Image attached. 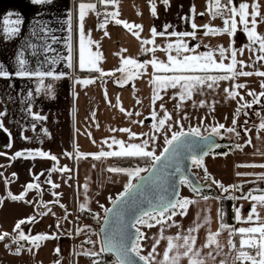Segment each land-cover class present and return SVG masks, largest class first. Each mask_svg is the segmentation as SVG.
Returning a JSON list of instances; mask_svg holds the SVG:
<instances>
[{"label":"crops","instance_id":"0c3cea01","mask_svg":"<svg viewBox=\"0 0 264 264\" xmlns=\"http://www.w3.org/2000/svg\"><path fill=\"white\" fill-rule=\"evenodd\" d=\"M80 2L82 0H59V3L52 6L42 7L33 5L30 0H0V63H3L11 71L15 64V55L23 49L25 58L29 61V67L35 69L46 60V57L66 56V41L68 36L71 35L73 62L76 65L79 51L76 17L78 15L77 6ZM84 2L97 3V8L99 7L105 12H119L117 19L142 27L140 29L133 28L129 31L123 24H116L114 20H109L106 27L101 29L96 13L89 12L85 19V39L87 41L91 38L97 42L98 48L97 44H94L91 50L93 53L98 50L102 54V60L98 62V66L104 72H112L114 75L100 77L96 72L80 71L75 66L69 69L63 61L57 65L45 63L41 70L46 71L49 68H55L57 72L68 73L67 76L58 81L46 78L45 83H53L54 85V98L43 92L35 94L34 89L38 85L35 78L31 80L16 77L11 80L0 78V112H6V115L0 119L3 120L4 128L11 133L12 142V147L10 149L6 148L5 145L9 142V137L4 130H0V152L6 153V155H0V165L4 166L0 167V173H3V176H0V201H2L0 203V234L5 232L9 234L3 241H0V264H55L57 260L60 261V264H92L86 257L76 255V253L81 252L78 251V247L81 249L84 247L83 244L78 243L79 240L92 233L94 227H96L94 231H98L105 209L117 197L113 189L119 186V173L109 172L108 169L111 167L135 168L137 166L122 167L116 165L114 157L96 160L88 155L77 158L76 150L78 148V151L83 154H98L102 150H114L118 146L109 148L108 144L104 143L105 140H108L110 144L112 137L127 144L140 143L143 139L155 136L156 139L154 142L150 141L148 150L154 149L157 155L166 146L164 143L165 134H162L160 140L157 141V132L153 128L155 121L151 118V112L155 110L158 118L161 117L163 110L160 109V104L165 105L166 96L171 94V89H168L167 92H161L160 95L163 96V99L158 100L153 105L151 97L154 89L150 83L153 69L150 65L146 70H141L144 72L142 76L130 81L123 79L124 73L116 71V69L124 67L122 64L124 58H133L141 63L152 58L166 62L167 53L161 49L167 48L168 43H174L177 38L171 36L152 37L150 31L152 27H155L159 32L163 31L165 24H170L173 27L168 30L169 32L193 31L191 23L194 21L198 26H201L196 30V37H185L184 40L190 48L195 50V53L217 49L218 46H223L225 49L245 48L247 44L246 35L242 32L243 26L239 23L234 36H229L226 33L204 35L206 31L202 27L204 24L223 28V19L227 18L226 16L212 18L208 11L209 0H170V7L167 9L163 0H117L116 5L109 4L107 6L100 4L98 0H84ZM240 2L251 4L254 0H232L230 7L238 8ZM153 3L157 11L155 17L151 13ZM258 3L260 5L259 11L264 16V0H258ZM193 6L195 14L190 11ZM68 11L74 13L71 33L67 31V25L62 23L66 19ZM212 11L214 12L215 8ZM251 11L250 7L249 12L251 13ZM225 12H227V8ZM9 13L19 14L24 20L20 35L12 38L5 37L3 32L5 27L3 21ZM199 13H205V15L200 16ZM183 16H191L193 19L185 23L181 19ZM38 18H42L49 24L53 29L52 35H55L58 39L57 43L52 44V48L55 49L54 52L44 54L42 51L45 39L48 40V43H51L50 38L41 39L40 36L32 35L33 25ZM236 19L239 21L238 16ZM257 19V34H264V22H259V17ZM105 32L107 35H105ZM133 32H139V38L133 35ZM145 39H153L155 43L144 45L142 41ZM26 41L37 45L38 54L36 56H32V49L25 47ZM153 47L157 48L155 53L144 51L145 48ZM172 54L175 55L174 52ZM257 55H260L258 51L249 52L245 48L243 55L238 54L237 59H242L247 64L252 65L246 67L244 69L246 71H264V61L256 62ZM216 59L219 60L218 52ZM224 63H230V59L224 60ZM133 71H135L134 68ZM211 74L223 73L213 72ZM74 77L77 79L92 78L95 83L84 86L75 83ZM118 81H122L123 86ZM262 82H264V77L253 75L251 77H238L235 80L220 81L218 86L214 87H226L232 90L235 83H244L247 87L239 90H242L241 93L245 94L253 86L260 87L261 92ZM29 90H33L34 93L31 99L32 111L46 116V120L35 122L26 111L29 107V104L26 103ZM137 100L140 101L139 104H137ZM121 107L125 110L124 112H121ZM126 112H132L133 116L128 117L125 114ZM93 113H95V116H93ZM135 113H140V115H135ZM133 120L143 121V123H133ZM33 123H36L35 131L32 130ZM125 127L137 133V138L130 140L128 133L112 131V129ZM42 129H47L48 135H45ZM142 133L148 135H139ZM22 135L29 139H22ZM245 135H248V133H245ZM247 146L248 143L229 153L234 164L251 163L248 158L251 156V149ZM26 149L43 150L55 155L57 161L45 158L35 160L20 158L15 162L9 160V157L15 152ZM66 153H72V156L69 157ZM260 155H262L260 164H264V154ZM54 166H67L71 171L49 173L48 169ZM41 172H44L45 175L40 176L39 181H33V174L38 175ZM12 173H17L18 176L12 177ZM261 173H264V168H259L257 176L252 177L250 176L252 174L249 173L250 175H246L247 178H245L247 180L243 181L242 184L259 179ZM49 177L52 182L59 185L58 188L53 189L50 184L45 183ZM6 179L8 180L7 184ZM28 182H38L41 185L39 191L29 190L27 192L25 201H31V203L13 201L9 198V192L19 195L25 191ZM260 183V186L250 187L242 194H246L250 189L264 188L262 186L264 181L260 180ZM53 193L59 195L54 196ZM242 194L233 193L232 195L240 196ZM57 199L60 204L65 206L64 208H61L59 204L50 203ZM82 203L85 204L83 211L80 209ZM234 203L237 206H243L242 215L246 217L251 207L249 200L241 199L233 201ZM43 204H47L48 207L44 208ZM101 205H103V208ZM214 207L217 215L213 233L220 232L218 240L221 242V236L229 235V232L226 231L225 234H222L223 232L219 227V200L216 201ZM44 212L48 214L41 215ZM260 212L264 216V209H261ZM33 216L36 217L34 222L21 226V230L26 235L55 233L60 236V239L41 241L39 248L33 247L27 241H21L19 244L13 243L14 238L18 235V232L14 231L15 224L20 219ZM57 222L62 226L60 229L56 228ZM232 225H236V227L249 226L248 224H236L234 218ZM78 227L85 228V231L80 235H76L75 232ZM233 238L237 247H239V237L233 236ZM207 242L206 239L201 246H204ZM165 243L167 244V241ZM6 245L8 247H5ZM222 246L223 254L221 256L216 254L214 246L213 249L211 248L213 255L216 256V264H220L221 259L226 260L224 255L232 264V258L236 255L235 250H230L227 245ZM17 247L21 248L20 255L14 254ZM57 247L61 249L59 254L54 251ZM165 248L167 249V245H165ZM201 255L204 256V254ZM99 259L103 261V264H114V260L105 257ZM156 260L157 257L154 258V261ZM179 264H189L188 258L185 257L184 259L181 256Z\"/></svg>","mask_w":264,"mask_h":264},{"label":"snow or ice","instance_id":"6c2138e0","mask_svg":"<svg viewBox=\"0 0 264 264\" xmlns=\"http://www.w3.org/2000/svg\"><path fill=\"white\" fill-rule=\"evenodd\" d=\"M33 5L48 7L56 3L59 0H30ZM100 4L104 5H116L117 0H98ZM166 9L170 7V0H163ZM232 0H209L208 11L212 18L216 16L227 17L223 19V28L212 27L209 24H204L202 27L206 30L204 35H215V34H228L229 36H234L238 30V23L242 25V32L246 35L247 44L245 48L249 52L258 51L260 55L256 56V62L264 61V34H257V24L258 17L259 22H264V16H262L259 11L260 5L258 0H254L251 4L248 2H240L237 7H230ZM251 7L252 11L249 12ZM215 8L213 12L212 9ZM227 8V12L225 9ZM51 10V9H50ZM191 13L195 14L194 6L190 9ZM77 30L79 33V51H78V63L74 65L73 62V45L71 43L72 37L68 36L66 41V56H52L46 57V60L35 69L29 67V61L25 58L24 50H20L15 55V64L13 69L10 71L6 68L3 63H0V78L11 80L13 77L20 79H33L38 81L37 87L34 89L35 94L45 93L52 98L54 85L53 83H45L46 78H50L52 81H58L68 73L57 72L55 68H49L48 70H41L43 65H57L60 62H64L65 66L69 69L78 67L80 71L96 72L100 77L112 76V72H104L102 68L98 66V62L102 60V54L97 50L95 53L91 50V47L97 42L93 41L91 38L85 39V19L89 12H95L97 16L100 13L97 11V3L93 2H80L77 6ZM151 13L155 17L157 16V11L155 4H152ZM72 11L66 13V19L62 23L67 25V31L72 32L73 23ZM200 16L205 15V13H199ZM119 12L105 13L104 20L99 24L101 29H104L108 24L109 20H114L116 24H123V26L131 31L133 28L140 29L141 25L129 24L126 21H121L117 19ZM239 17L237 21L236 17ZM251 17V19H249ZM181 19L187 23L191 16H183ZM5 27L3 32L5 37L12 38L19 36L21 33V25H23L24 20L22 16L16 13H9L3 21ZM173 26L170 24H165L163 26V31H157L155 27L151 28L152 37L160 36H171L176 37L174 43H168L167 48H162L161 50L167 53L166 62L164 60H159L152 58L151 60L145 61L143 63L138 62L133 58H124L122 64L124 67L116 69L117 72L124 73V80H133L138 76L144 74L141 70H146L150 65L153 69L151 74L150 83L153 86V95L151 97V103L156 104L158 100H162L163 96L160 95L161 92H167L168 89H178L177 93L174 94L171 99L176 100L177 98L181 103L185 102L187 99H191L193 94L197 91H202L204 87L208 89H213L214 86H218L220 81L235 80L238 77H251L253 75L264 77V71H246V67L252 65L247 64L244 60L237 59L238 54L243 55L245 48H231L225 49L223 46H218L217 49H210L209 51L202 53H195L193 48H190L188 43L184 40L185 37L195 38L197 35L198 26L194 21L191 23V28L193 31H171L168 30ZM53 29L46 23L42 18L36 19L33 25L32 35L40 36L41 39L50 38L51 43L45 39L42 51L44 54L49 52H54L55 49L52 48V44L58 42L55 35H52ZM90 35V34H89ZM105 35L107 33L105 32ZM133 35L139 38V32H133ZM153 39H145L142 41L144 45L154 44ZM258 46V47H257ZM26 48L32 49V56H36L37 45L35 43L26 41ZM199 47V45H197ZM207 47V46H205ZM98 48V44H97ZM126 51V50H125ZM145 52L155 53L157 48H145ZM175 53L173 55L172 53ZM218 52L219 60L216 59ZM193 53V54H188ZM230 59V63L225 64L224 60ZM239 65V68H238ZM133 68L135 71H133ZM213 72L223 73V74H211ZM202 73V74H197ZM75 83L87 86L89 84L95 83L92 78L77 79L73 78ZM118 83L123 86L122 81ZM247 87L244 83H235L233 89H225L228 97L230 99H236L239 96L240 101H244V97L240 95L237 89H245ZM261 87L264 88V82L261 83ZM33 90L27 92V101L29 107L26 109L31 119L35 122L44 121L47 119L46 116L40 115L39 113L33 112L31 107V99L33 97ZM248 96L253 97L251 102L241 103L236 109L234 118L232 121V127H227L224 124H219L218 126H213L209 135H202L199 127H190L188 131L183 130V125L180 121H175L176 124L180 125V131H172L171 137L165 133L164 143L165 147L160 152L159 155L155 153V150H148L150 141L154 142L156 137L151 136L147 139H143L140 143H127L125 144L122 140H117L115 137L111 138V143L105 140L104 143L108 144L109 148L113 146H118L116 149L111 151H100L98 154H83L76 150V157L80 158L82 156L91 155L93 159L99 160L101 158L107 157H120V158H138L145 160L148 163V167H135V168H121V167H111L108 169L112 173H124L129 177V182L124 186V191L121 192L115 200L112 201L114 207L105 209V228L103 229V235L100 241V247L98 251L92 248L84 249L81 252L76 253V255H81L84 257L92 258V264H103V261L97 259L102 253H109L115 256L114 264H153L152 257L156 251V245L159 244V239L155 240L152 246V251L147 255H142V241L147 239L146 233L142 231V228L151 229L153 227L160 226L161 238H163V232L165 226H177L179 224L175 221L176 216L184 217L187 215L189 206L195 204L197 201L189 199L187 197H182L179 191L180 185H185L190 188V190L197 195H201V189L198 182H194L189 179L187 175L184 174V162L185 160H190L191 165L189 166L196 168H203L204 179L210 180L208 187L216 185L222 190L223 193L227 194L230 192H240L242 191L240 185H230L225 186L221 182L211 178L207 168L204 166V157L209 155L213 148L219 147L218 144L213 140V136H220L221 130H225L228 133H239L236 131L237 117L239 116L241 109L251 108L253 103L259 104L260 97H264V91L259 94L254 91H248ZM140 101L137 100V104ZM204 101L200 102V106L203 107ZM179 104L176 105L179 108ZM160 109L163 110L162 118H158L157 112L153 110L151 112V118L156 121L153 128L156 132L167 127L168 131H171L173 125L169 123L172 120L171 114L165 109L163 103L160 104ZM121 112L125 110L121 107ZM128 117H132V112L125 113ZM6 115V112H0V118ZM135 115H140V113H135ZM95 116V113H93ZM187 114L183 119H187ZM133 123H143V121H132ZM203 119H201V123ZM261 129H264V123L260 125ZM0 130H4L8 137L9 142L5 145L6 148L12 147L11 133L4 128L3 120L0 119ZM32 130H36V123L32 124ZM45 135H48L47 129H42ZM112 131H119L122 133H128L129 139H136L138 134L132 132L130 128H119L112 129ZM90 135V133H89ZM139 135L147 136V133H142ZM22 139L28 140L26 136H21ZM251 143V141H248ZM240 148V145H237ZM0 155H6L4 152H0ZM69 157L72 153H66ZM225 155H227L225 153ZM32 159L45 158L52 161H57V157L43 150H19L15 152L9 160L15 162L17 159ZM10 166V165H9ZM0 167H4L0 165ZM238 167H260L264 168V164H242ZM31 174V169L29 170ZM70 172L71 169L64 167H51L48 169L49 173L52 172ZM141 173H148V175H141ZM45 175L41 172L38 175L33 174V181H39L40 176ZM238 176L250 175L248 173H237ZM3 176V173H0ZM12 177H17V173H12ZM136 179L137 183H133L132 180ZM259 179L264 181V173H261ZM6 184L8 180L6 179ZM45 183L50 184L53 189L58 188L59 185L52 182L50 177L45 181ZM41 188L38 182H28L26 184L25 191L19 195H14L9 192V198L13 201H25V197L29 190L39 191ZM54 196H58V193H53ZM201 198L204 201L210 199L209 196L202 195ZM226 198L233 201H238L241 199L249 200L251 207L248 211L246 217L242 215L243 206H237L233 204L234 220L236 224H248L249 226L236 227V225H228L223 222L224 215L223 210H220L219 219L221 221L219 227L221 230H227L229 236L239 237V247H237L236 242L233 239H229L228 246L230 250H235L236 255L232 258V264H264V216L261 215L260 210L264 209V188H254L250 189L246 194L240 196L228 195ZM214 199H221L220 196L214 197ZM31 203V201H25ZM2 203V201H0ZM50 203L59 204L61 208L65 206L60 204L59 200H54ZM47 208V204L42 205ZM103 208V205H101ZM81 211L85 209V204L80 205ZM51 211V209H49ZM47 212L41 213V215H47ZM54 214V213H53ZM66 218V217H65ZM36 220V217H28L25 219H20L14 226V231L18 232V235L14 238L13 243L19 244L21 241L29 242L33 247L39 248L40 242L48 239H60V236L53 234H36V235H26L21 226L25 224H30ZM171 221V223H169ZM204 223H209L207 217L204 218ZM203 225L196 223L195 227H190L187 230L186 235H181L177 233L175 237H167V250L163 253V259L160 264H179L181 256L187 257L189 264H205V259L201 257L200 251L195 249L196 236L193 233L197 232ZM62 226L59 222L56 224V228L60 229ZM85 231V228L78 227L75 232L76 235H80ZM9 234L7 232L0 234V241H3ZM220 232L209 233L207 237V243L204 245L206 248H213L217 255L223 251V246L219 243L218 237ZM84 244L94 245L96 242L91 239H87L83 242ZM5 247H8L6 245ZM183 249V251H179ZM31 251V249H29ZM54 251L59 254L61 249L59 247L55 248ZM21 248L17 247L15 250V255H20ZM174 253V254H173ZM207 256L215 259L212 251L207 253ZM55 264H60L57 260ZM220 264H227L224 259L220 260Z\"/></svg>","mask_w":264,"mask_h":264},{"label":"rangeland","instance_id":"374dc122","mask_svg":"<svg viewBox=\"0 0 264 264\" xmlns=\"http://www.w3.org/2000/svg\"><path fill=\"white\" fill-rule=\"evenodd\" d=\"M226 87H214L213 89H208L204 87L202 94L200 91H197L193 94L191 99H187L185 102L181 103L179 99L176 100L171 99V97L177 93L178 89H171V94L166 96V103L165 109L168 111L169 114L172 116V120L169 121L173 125L171 131L165 129L157 132V141L160 140L162 134H167L168 137H171L172 131H180V125L176 124L175 121H180V124L183 125V130L188 131L190 127H199L202 135H206L211 132V128L213 126H218L219 124H224L227 127H232V121L234 118V114L236 113V109L240 106L241 103L244 102H251L253 97L248 96L247 93L242 94V90L237 89L240 92V95L244 97V101H240L239 96L236 99H230L225 92ZM254 91L255 93H260V87L253 86L249 89V91ZM264 91V88H262ZM204 101L203 107L200 106V102ZM260 103L255 104L253 103L251 108H243L239 116L236 118L237 123L235 125L236 131L240 134L241 131L238 127H242V130L248 135H244L240 139L237 138L236 133H228L227 131L221 130V135L219 137H225L226 139H232L235 143L234 146L226 151V154H217L214 152H210L209 155L204 157V166L207 168L208 173L211 178L221 182L225 186L230 185H240L242 191L240 192H230V193H223L220 188L216 185H212L210 188L216 190L219 194L223 196L232 195L233 193L242 194L243 192L247 191L248 188L253 186H260V180L256 179L253 181H249V183L242 184L243 181H246V175L238 176L237 173H251L250 176H257L259 174L260 167H238L237 164H234V161L231 159V154L235 150H237V145H246L248 141L249 149H251V153L248 158L251 162L250 164L259 165L260 158L264 154V129L260 130V125L264 123V97H260ZM179 104V108L176 105ZM187 114V119H183V117ZM163 113L160 118H162ZM201 119L203 122L201 123ZM156 123V121H155ZM243 124H246L243 126ZM252 130H250V129ZM261 132H260V131ZM260 132V133H259ZM251 159V160H250ZM249 164V163H248ZM139 167H148V166H139ZM192 171L197 177L199 181H204V170L203 168H196L192 167ZM143 174V173H141ZM80 179V178H79ZM134 180V179H133ZM132 180V182H133ZM119 186L115 187L113 190L117 196L124 191V186L129 182V177L124 173H119L118 177ZM210 181V180H209ZM210 184V182H209ZM208 184V185H209ZM246 188H243V187ZM264 187V184L262 185ZM244 190V191H243ZM111 192V191H110ZM181 196L187 197L194 201H197L195 204L189 206V210L186 216H176L174 219L179 224L177 226H165L163 232V238H161L160 234V226L153 227L151 229L142 228V231L146 233L147 239L142 241V255H147L149 252L152 251V246L155 243L156 239H159V244L156 245V251L152 257L153 264H160V261L163 259V253L167 250L165 248V241H167L168 236H176L177 233L181 235H186L187 230L190 227H195L196 223H200L203 226L199 228V230L193 235L196 236V244L195 249L200 251L201 255L205 259V264H216V256L215 259L212 257L207 256V253L211 251V248L205 249L204 246H201L204 241L207 239L209 233H213L215 229V217L217 215L215 211V203L218 201L217 199H213L214 197H210L209 200L204 201L201 198V195L194 194L188 186L181 185ZM116 198V197H115ZM207 217L209 223H204V218ZM171 223V221L169 222ZM96 227L92 228V233L88 234L86 237H83L79 240L78 243L83 244V248L81 249L78 247V251H83L84 249L92 248L95 251L99 250L100 247V237L98 231H94ZM99 228V227H98ZM227 230H222V234H225ZM87 239H91L96 243L94 245L84 244L83 242ZM229 239H233L229 235L225 234L221 236V245H227ZM227 242V243H226ZM226 243V244H225ZM179 251H183L180 249ZM226 253V252H225ZM103 254V253H102ZM174 254V253H173ZM206 254V255H205ZM223 254L220 253L219 256ZM97 257V259L100 258ZM157 257V263L154 261V258ZM227 264H230L229 259L226 255ZM88 261L92 262V258L86 257ZM185 259V257H184ZM115 261V259H114ZM186 262V260H185Z\"/></svg>","mask_w":264,"mask_h":264},{"label":"trees","instance_id":"16d2710c","mask_svg":"<svg viewBox=\"0 0 264 264\" xmlns=\"http://www.w3.org/2000/svg\"><path fill=\"white\" fill-rule=\"evenodd\" d=\"M87 74V73H86ZM246 124H243V126ZM241 131V133L239 135H237V138L240 139L241 137H243L245 135V131L242 130V127H238ZM234 142L232 144H228V145H221L217 148H215L213 151L214 153H224L227 150H229L234 146ZM114 163L116 165L122 166V167H134V166H148V163L145 160H141L138 158H120V157H114ZM136 179L133 180V182ZM202 195H206L209 197H217L220 196L221 199H219V215H220V210H223V215H224V219L223 222L228 224V225H232L233 224V218H234V214H233V200L226 198L227 196H223L221 194H219L216 190L210 188V187H206L205 189L201 190V196ZM220 221V219H219ZM221 223V221H220ZM100 257H105L106 259H110V260H114V258L111 255H105L100 254Z\"/></svg>","mask_w":264,"mask_h":264},{"label":"water","instance_id":"95a60500","mask_svg":"<svg viewBox=\"0 0 264 264\" xmlns=\"http://www.w3.org/2000/svg\"><path fill=\"white\" fill-rule=\"evenodd\" d=\"M223 131L224 130L222 129V132ZM209 134L210 133L206 134L205 136H207ZM213 140L219 146H221V145H228V144H232L233 143V140L232 139H229L228 140L225 137H219V136H213ZM214 149L215 148H213L211 151H213ZM190 165H191V161L190 160H185V162H184V174L187 175L189 177V179H192L194 182H198L201 190L205 189L208 186L209 181L208 180L199 181L197 179V177L195 176V174L193 173L192 167H191V170H190V168H189ZM141 175H145L146 176V175H148V173H143ZM133 183H137V180H135ZM179 191L181 193V185L179 186ZM115 199H113V200H115ZM112 201H111L110 205L107 207V209L114 207ZM105 226L106 225H105V212H104V216H103L102 221H101V223L99 225V228H98V233H99L100 241H101V238H102V235H103V229L105 228ZM104 254L105 255H111L115 259V256L112 255V254H109V253H104ZM141 264H143V262H141Z\"/></svg>","mask_w":264,"mask_h":264},{"label":"built area","instance_id":"2783aa9c","mask_svg":"<svg viewBox=\"0 0 264 264\" xmlns=\"http://www.w3.org/2000/svg\"><path fill=\"white\" fill-rule=\"evenodd\" d=\"M97 11L100 13L99 16H97V14H96L97 20L99 23H101L104 20L105 13H109V12H105L102 9H100L99 7L97 8Z\"/></svg>","mask_w":264,"mask_h":264}]
</instances>
